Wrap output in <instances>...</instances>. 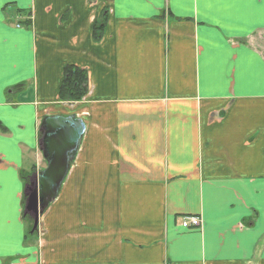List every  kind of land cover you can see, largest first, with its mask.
Returning a JSON list of instances; mask_svg holds the SVG:
<instances>
[{"label": "crops", "instance_id": "1", "mask_svg": "<svg viewBox=\"0 0 264 264\" xmlns=\"http://www.w3.org/2000/svg\"><path fill=\"white\" fill-rule=\"evenodd\" d=\"M57 116L85 132L31 233ZM0 122V264H264V0H0Z\"/></svg>", "mask_w": 264, "mask_h": 264}, {"label": "water", "instance_id": "2", "mask_svg": "<svg viewBox=\"0 0 264 264\" xmlns=\"http://www.w3.org/2000/svg\"><path fill=\"white\" fill-rule=\"evenodd\" d=\"M40 130V146L47 161V168L37 172L26 185L25 214L32 216V232L38 229L40 216L56 199L78 153L85 132L83 120L76 116L46 117Z\"/></svg>", "mask_w": 264, "mask_h": 264}, {"label": "trees", "instance_id": "3", "mask_svg": "<svg viewBox=\"0 0 264 264\" xmlns=\"http://www.w3.org/2000/svg\"><path fill=\"white\" fill-rule=\"evenodd\" d=\"M105 20L95 26L94 38L99 41L103 38L105 30ZM88 76L84 69L73 66H66L64 69V79L59 89V98L62 101H78L88 92ZM0 130L6 131V127L0 122ZM31 230V227H30Z\"/></svg>", "mask_w": 264, "mask_h": 264}, {"label": "rangeland", "instance_id": "4", "mask_svg": "<svg viewBox=\"0 0 264 264\" xmlns=\"http://www.w3.org/2000/svg\"><path fill=\"white\" fill-rule=\"evenodd\" d=\"M8 12V11H7ZM34 162V164H36V166L38 167V165H39V168L40 167H47V165H46V162H45V160H33ZM36 166L34 167V169L32 170V173L30 174V175H25V178H26V181H28V183L27 184H30V182H32V180H33V178H30V177H33L36 173H37V171L38 170H36ZM44 168V169H45ZM27 169V168H26ZM26 186H25V188H24V210H25V204H26V200H27V195H26ZM49 207V206H48ZM47 207V208H48ZM46 208V209H47ZM32 226V223H31V221H30V227Z\"/></svg>", "mask_w": 264, "mask_h": 264}, {"label": "built area", "instance_id": "5", "mask_svg": "<svg viewBox=\"0 0 264 264\" xmlns=\"http://www.w3.org/2000/svg\"><path fill=\"white\" fill-rule=\"evenodd\" d=\"M200 224V218L197 216H186L182 219V226L186 228L191 226H198Z\"/></svg>", "mask_w": 264, "mask_h": 264}]
</instances>
